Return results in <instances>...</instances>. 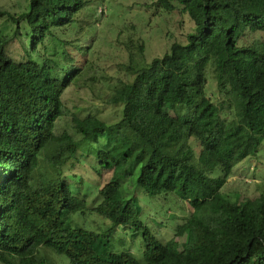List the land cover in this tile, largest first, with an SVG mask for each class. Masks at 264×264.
<instances>
[{
    "label": "trees",
    "instance_id": "1",
    "mask_svg": "<svg viewBox=\"0 0 264 264\" xmlns=\"http://www.w3.org/2000/svg\"><path fill=\"white\" fill-rule=\"evenodd\" d=\"M93 1L28 0L18 15L0 6V20L14 25L0 26V264H264V188L258 205L222 192L264 142V0L154 1L149 8L167 13L164 2H178L193 29L178 22L181 37L150 62L137 23L122 21L124 77L102 96L121 108L120 119L73 115L76 137L57 133L69 116L65 92H94L98 75L110 84L84 42L83 13ZM15 41L23 49L18 58L8 51ZM210 66L218 101L206 93ZM90 143L113 187L97 204L74 195L64 177ZM127 176L148 194L177 191L190 202L171 239L143 226L138 198L124 188ZM86 209L114 226L142 225V256L111 251L112 229L99 233L65 220ZM177 236H185L182 243Z\"/></svg>",
    "mask_w": 264,
    "mask_h": 264
},
{
    "label": "rangeland",
    "instance_id": "2",
    "mask_svg": "<svg viewBox=\"0 0 264 264\" xmlns=\"http://www.w3.org/2000/svg\"><path fill=\"white\" fill-rule=\"evenodd\" d=\"M154 1L156 0H105L104 4L108 8L104 12V16L101 17L99 12L102 8V0H94L86 8L83 13L86 20L82 22V31L83 36L89 37L84 42H87L86 44L92 43L94 53L91 54L90 58L94 61L100 73L106 72L107 76L105 77L110 80V84L106 86L104 84L105 78L98 75L94 82V92L89 88L83 89L77 86L68 88L63 99L69 108V116L59 122L57 133L68 131L70 134L79 137L74 132L73 122L71 121L73 115L86 116L92 114L110 122L120 119L121 108L106 104L102 100V96L110 93L111 84L115 83L118 78L124 77L120 63L127 60V54L123 45L120 46L117 40L120 29L124 28L122 21L137 23L138 31L141 32L139 35L146 42L145 59L147 62L152 61L155 57L162 56L169 49L172 39H175V36H180L178 22H182L184 19L181 12L182 5L176 1H166L164 4L171 12H158L160 9L157 10L156 6L149 8V4ZM0 6L9 13L18 15L28 9L29 2L28 0H0ZM96 18V30L91 29L92 32H89L88 22L95 21ZM0 26L1 28L6 26L8 28L12 27V30L14 29L12 22L5 18L0 20ZM187 26H190L189 30L193 29V24L186 22L183 25L184 28ZM8 51L13 57L18 58L23 49L20 43L15 41L8 45ZM207 76L206 93L213 100L218 101L219 91L211 66L208 68ZM101 86H103L102 91H100ZM95 148L94 143H90L87 150H91V152L89 151L85 156L78 154V164L73 167V170L67 171L64 177L71 181L74 195L87 194L88 203L97 204L101 199V194L112 190L113 187L108 183L110 181L109 174L102 169L103 164L97 158ZM42 158H45V154ZM42 165L41 172H47L45 171L46 162L42 161ZM133 170L135 173L136 169L133 168ZM50 171L52 170L48 169V172ZM124 188L128 195L137 196L142 208L141 221L143 226L152 229L164 242L175 236L174 229L176 226L181 224L185 220V216L192 211L190 202L184 200L177 191L151 195L141 188H136L132 176L124 178ZM263 188L264 142L257 154L245 158L234 168L233 175L228 179L222 192L230 195L236 192L237 195L232 196H238L239 199L252 198L255 205H258L257 197L260 196ZM65 220L74 227H83L99 233L112 229L113 239L109 246L111 251L122 252L135 259L142 256L144 249L142 225L140 227L114 226L110 220L91 209L66 214ZM184 238L185 236L176 237L180 243ZM54 257L57 260L60 259L58 256L54 255ZM122 261L123 259L120 262Z\"/></svg>",
    "mask_w": 264,
    "mask_h": 264
},
{
    "label": "built area",
    "instance_id": "3",
    "mask_svg": "<svg viewBox=\"0 0 264 264\" xmlns=\"http://www.w3.org/2000/svg\"><path fill=\"white\" fill-rule=\"evenodd\" d=\"M103 10H104V11H106V8H104V9H103V8H101V9H100V12H101V11H103Z\"/></svg>",
    "mask_w": 264,
    "mask_h": 264
}]
</instances>
